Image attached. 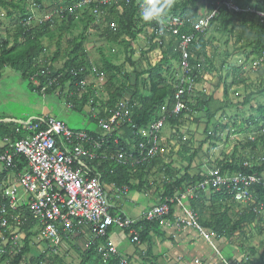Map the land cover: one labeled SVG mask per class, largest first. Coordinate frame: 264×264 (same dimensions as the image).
<instances>
[{"label":"trees","instance_id":"trees-1","mask_svg":"<svg viewBox=\"0 0 264 264\" xmlns=\"http://www.w3.org/2000/svg\"><path fill=\"white\" fill-rule=\"evenodd\" d=\"M64 1L65 2H63V0H56L55 4H57V7L54 10V14L51 13L52 17L45 20L48 14L42 4L43 0H0V9L6 12L7 18H13L16 15L19 16L12 42L9 38L3 41L0 40V71L9 68L20 74L23 79L29 82V87L32 92L43 95L59 92V95L65 98L67 104L71 106L70 110L82 112L87 104H91V106L96 109L100 106L101 110L98 115L99 118L104 119L110 117V111L116 108L120 100L125 98L126 93L130 90L131 94L128 101L130 111L128 117L131 119V124L136 127V130L128 123L124 125L119 141L120 147L123 149H129L131 146L135 148L138 147L139 143L145 142L138 134L137 130L148 128L161 117L165 116L166 127L170 126V128L173 129L179 128L183 120L194 113L205 115L207 120L206 132L208 134V139L219 140V132L228 129V125L220 124L216 120L217 115L222 113V115L227 118V110L233 108L238 109V107L244 108L247 106L251 115L241 119L242 121H239L240 123H238V125L236 118H234L233 125L237 128V132L233 135L240 136L242 133H244V135H249L246 146L244 147L252 150V153L251 155L248 154L249 156L243 157V155H240L235 149L230 161H220L217 169L220 175L234 173L253 175L255 173L261 174V172L264 171V104H259L257 107L248 106L253 96H262L264 98V82H260L261 86L258 87L257 92L245 96L241 105L233 104L230 100L231 88H246L248 87L247 82L249 79L244 76L242 68L231 66V68L228 67L226 71L224 70V67L227 65V60L229 59V56L226 54L225 58L221 60L220 69L217 70L214 66L215 54L209 56L207 52V49L210 47L209 45H211V43L207 41V37L209 32L214 30V32L225 34L231 39L236 38L238 41L237 43H242V47L251 49L252 60L254 57L256 59L262 57L264 53V18H257L255 14L233 13L230 12L227 7L222 6V8L219 9L218 16L212 20L209 29L203 34L196 33L189 24H186L177 35H172L170 33L169 36H167V34L159 36L158 32L162 31V25L156 22L144 23L139 18L138 13L140 5L138 2H142L143 0H117V3L112 1L113 4L110 3L105 7L96 2L98 12L101 13L98 17L93 14L96 9L95 5L85 6L83 10L79 8L73 12L69 10L64 12L63 10L66 8H70L83 0ZM229 1H233L237 6L242 8L249 7L248 5H241L236 0H187L185 2L173 3L169 13L172 16L190 18V22H195L197 19L205 16V11L210 10L212 3H225ZM257 1L256 6L249 8L264 13V0ZM28 2L41 13H46L39 20L41 23L39 21L36 22L33 14L28 11ZM202 2H206L207 4L200 5ZM201 6H203V8ZM205 7H207V9H205ZM119 8L122 9V12H119ZM204 9L205 11H203ZM61 11H63V14H59ZM169 13L168 15H170ZM99 17H103L104 19V28H102L101 36L105 38L108 44L119 45L124 48V50H128L130 57L134 54L133 45L139 40V36L144 33L146 28L151 29L152 33L146 35V37L149 35L147 52L144 51L143 54L145 55L149 53L148 51L152 52L159 48L162 52V59L155 66L149 64L147 65V69L136 71L135 81L132 86V82H129L130 75L124 73L120 67L113 65L111 61L106 60L101 69L97 70V73H103L106 76L104 91L109 97L108 101H102L100 103L99 101L101 100L95 97L97 94V85L94 83L87 88V93L83 96V99L78 101L76 98V94L79 90L77 85L83 82L88 76L97 78L96 73L92 72V67L84 48V42L88 29L95 24L96 19ZM29 20H31L29 25H24ZM58 24L59 27L56 32L54 26ZM80 25L82 26L81 34H79L77 38L68 40L67 46L64 48L62 45L64 35H70ZM95 28L98 30L101 29L99 27ZM190 35H194V39L188 46L190 57L189 64L192 68L191 76L194 79V90L185 95L186 109L180 114L174 115L172 111L180 83L178 78L181 73L179 69L182 58L180 46L184 38ZM44 39H48L50 42L54 43L55 46V51L50 58L46 53L48 47L44 44ZM128 62L131 66L135 65V63L131 61V58H128ZM145 62L147 63V61ZM176 64L178 65L179 71V76L177 78V70L175 69ZM263 66L264 62H262L259 68ZM82 68L86 70L84 73H80ZM213 71L219 74V84L223 83L224 85V100L221 102L214 100L212 95H195L196 86L203 81L205 74L212 73ZM224 71L226 75L223 77L222 72ZM261 71L264 74V68ZM35 75H37V85L31 82V78ZM228 79H232L230 85L227 84ZM68 84L70 85L69 92L64 93ZM42 89H45L44 93L41 92ZM90 96H94V98L91 99ZM239 113L240 110H236L237 117L241 114ZM91 118L94 123H97L92 116ZM14 127L13 123H0V139L9 137L12 141H15L17 138H21V135L17 136L15 134ZM209 128L212 132L208 131ZM244 128L246 130H244ZM88 133L96 135V132ZM253 135H255V138H253ZM258 146L260 148V154L257 156L255 151ZM137 153L138 151L135 152V157H137ZM180 155H183V153ZM195 157L196 152L188 158H185V161L188 163V168L192 165ZM15 164L16 169L13 170V176H18L19 173L24 172L26 162L23 159H16ZM245 164L249 166L245 167ZM157 165L163 166L162 180H164L163 187L157 189L160 197L158 203H163L165 198H173L178 193H185L189 186L197 187L207 174L201 172L191 176L188 174V171L181 174L179 170L172 168L170 162L164 163L163 159H160L159 156L139 167V172L136 174V178H138L137 184L131 182L133 177L130 173H127L128 170L134 168L133 166H116L111 162H107L101 170L103 182L106 187H112L122 192L124 190L130 192H140L142 190L144 194L146 191L143 189H146V186L149 185L146 180L148 168L152 166L156 167ZM157 171L160 172L159 170ZM8 175V172L0 174V185L6 180ZM149 187L152 188L151 185H149ZM254 191L257 193L256 199H254L253 202H249L247 205L243 204L241 212L234 214L235 219L230 216V212L235 205L242 204L234 203L228 194L222 192L212 194L210 201H208L206 195L202 191H198L197 194L199 196L197 199L192 201L187 200L189 207L198 214L202 227L216 234L217 241H221L222 243L224 241L227 243V248L231 250L232 255L228 254V256L225 257L223 255L225 252H221L226 263L251 264L252 262L250 260L245 261L248 257L240 255L244 254V252L241 251V249L237 250V247L231 243V240H233L234 237H243L245 235V230L253 225H255L257 235L264 234V226L262 225L264 220V188L255 186ZM204 204H211L213 206L220 204L224 206V210L217 215L212 214L209 220H205L201 218ZM173 212L172 208L167 218H172ZM112 215H114V212ZM160 224L161 221H142L138 223L135 229L140 234L141 244L151 240V231L159 235ZM76 229L77 228H75L74 231H77ZM36 236H38V234L33 232L26 233L21 253L7 264H21L23 261L26 262V264H64L62 259L67 256V252H65L63 256H60L59 251L55 254L54 250L43 252L38 258H31L27 262V255L32 252L33 248L31 246V238ZM91 237L92 235L80 234L79 231V237H75L74 242L70 243V249H74L78 254L82 255L81 264H105L103 261V253L99 252L98 254V245L100 243L105 244L106 238L97 241L94 245H88L83 253H81V249L78 246H73L79 239H91ZM241 248L243 249V247ZM212 251L216 254L215 250ZM249 252H251L253 256L256 254V250L253 248H250ZM263 258L264 252L260 255V259L262 260ZM218 259L220 261L219 257ZM4 263V260L0 261V264ZM220 263L224 264L223 259ZM106 264H118V261L115 258H111Z\"/></svg>","mask_w":264,"mask_h":264},{"label":"built area","instance_id":"built-area-1","mask_svg":"<svg viewBox=\"0 0 264 264\" xmlns=\"http://www.w3.org/2000/svg\"><path fill=\"white\" fill-rule=\"evenodd\" d=\"M112 1L117 3L116 0H83L63 11L73 12L79 8L83 10L85 6L95 5L93 14L98 17L101 13L98 12L96 2L105 7L110 3L113 4ZM142 2L139 1V5ZM222 6L233 13L255 14L257 18H264V13L249 7H239L233 1L214 2L210 10L205 11V16L195 22H190V18L172 16L169 13L162 25L165 32L160 31L158 35L169 36L170 33L177 35L186 24H189L196 33L203 34L209 29L212 20L218 16ZM63 11L59 14H63ZM119 12H122V9ZM51 17L52 15L46 16L45 20ZM30 22L31 20L24 25H29ZM193 39L194 35L185 37L180 46L181 73L172 111L174 115L186 109L185 95L194 90L188 53V46ZM262 62H264V53L262 57L254 59V72ZM85 71L82 68L80 73ZM92 72L95 71L92 69ZM95 73L98 79L105 77L103 73L97 71ZM90 77H86L77 85L78 101L83 99L87 88L92 84L89 81ZM31 82L37 85V75L31 78ZM69 86L68 84L66 87ZM44 91L45 89L41 90L42 93ZM129 107L128 101L119 102L116 108L110 111V117L106 119L99 118V115L95 114L96 110L91 108L89 115L96 120L100 131L95 133L97 136L87 131H72L62 121L50 117L13 123L15 134L21 135V138L15 141L9 137L0 139V166L3 168L0 174L9 173L0 185V261L4 260V264H7L20 254L26 233L29 232L38 234L31 239L35 245L42 243L44 253L54 250L57 254L61 249L64 252L69 251V245L74 242L75 237H79V231L80 234L90 233L95 243L97 240L108 238L111 229L118 228L124 231L134 223L118 211V203L108 199L101 170L107 162L127 167L150 162L159 153L161 147L166 145L162 140L166 117H161L148 128L137 130L145 142L139 143L135 148L131 146L129 149H123L119 141L124 125L128 123L136 130L128 117ZM67 108L70 109L71 106L68 105ZM16 159H23L26 167L24 172L13 176ZM206 173L197 187L189 186L185 193H178L173 198H165L163 203L151 208L144 219L147 222L162 220L173 208L177 212L175 218L179 229H193L212 244L210 234L200 225L198 214L189 207L188 201L197 199L198 191H202L208 201L212 194L222 192L228 194L234 203L247 205L257 197L254 187L264 188V171L253 175L244 173L220 175L218 169H210ZM25 213L28 217H24ZM75 228L77 231H74ZM128 233L133 243L138 242L137 232L129 230ZM103 250L104 263L114 257L120 260V264H131L117 252L112 243L108 242Z\"/></svg>","mask_w":264,"mask_h":264},{"label":"rangeland","instance_id":"rangeland-1","mask_svg":"<svg viewBox=\"0 0 264 264\" xmlns=\"http://www.w3.org/2000/svg\"><path fill=\"white\" fill-rule=\"evenodd\" d=\"M185 1L187 0H173V3ZM236 1H238L243 6L248 5L249 7L256 6L258 2L257 0ZM55 2L56 0H43L42 4L45 7L46 13L48 15H51V13L54 14V10L57 7ZM63 2L65 1L63 0ZM206 4V2H202L200 5ZM201 7L203 8V6ZM28 11L33 14L36 22H38L43 17V15L46 14L41 13L37 8L30 5L29 2ZM203 11H205V9ZM18 19V15L13 18H7L6 12L0 9L1 41L9 38L12 42L17 28ZM103 20V17L97 18L95 24L88 29L85 35L86 40L84 42V48L87 52L90 65L96 72L97 70L101 69L103 63L106 60H109L113 65L120 67L124 73L130 75L129 82H132V86L135 81L136 71L147 69V65L149 64L151 66L157 65L162 59V52L159 48H157L152 52L148 51L149 53H146L145 55L143 54L144 51L147 52L146 50L148 48L149 39L148 35L146 39L141 37L139 40H137V42H135L133 45L134 54L130 57L128 50H124V48L119 45L108 44L105 38L101 36L102 28H104ZM58 27L59 24L54 26L56 32ZM95 27H99L101 29L98 30ZM81 29L82 26L80 25L70 35H64L62 41L64 48L67 46L68 40L77 38L79 34H81ZM207 41L211 43V45H209L210 47L207 49V52L209 56L215 54L214 66L217 70H219L221 67V60L224 59L226 55H228L229 59L227 60V65L224 67V70L226 71L228 67L231 68V66H235L236 68L240 69L242 68L244 76L249 79L247 82L248 87H232L230 90V100L232 103L235 105H241L244 97L250 93L257 92L258 87L261 86L260 82H264L262 81L264 80V74L261 71L263 70L264 66L257 68V71L254 72L253 61L254 59L256 60V58L254 57L252 60L251 49L242 47V43H237L238 41L236 38L231 39L225 34L216 31L214 32V30H212L208 34ZM44 44L48 47L47 55L50 58L52 53L55 51L54 43L50 42L48 39H44ZM128 58H131V61L135 63L134 66L130 65ZM145 61H147V63ZM175 69L177 70V78L179 76L177 64ZM225 71L222 72L223 77L226 75ZM89 81L97 85V94L95 97L98 100H101L99 102L101 103L102 101H108L109 97L104 91L106 76L103 79H98L91 76ZM219 82L220 77L217 72L213 71L212 73L205 74L203 81L195 88V95H212L214 100L221 102L224 100V85L223 83L219 84ZM231 82L232 79L227 80L228 85H230ZM68 90L69 87H66L64 93H67ZM59 94L60 93L57 92L55 94L43 95L38 94L37 92H32L29 87V82L23 79L20 74H16V72L10 71L8 69H3L0 71V121H3L4 119H11L13 121L27 122L43 114H48L51 119L62 121L74 131L94 132L97 130L96 123L92 121L91 115H89V111H91V108H93L91 104H87L82 112L70 110L67 108L68 104L66 99L61 97ZM130 94L131 91L129 90L126 93L125 98L120 100V102L129 101ZM90 98L93 99L94 96H90ZM259 104H264V98L262 96L255 95L252 97L248 106L257 107ZM93 109L97 111L101 110V107L98 106L97 109ZM45 110L48 111V113H45ZM236 110H240L241 114L239 113V117L236 115ZM249 115H251V113L247 106L244 108L238 107V109L233 108L227 110V118H225L222 113L218 114L216 120L222 125H228V129H225L223 132H219V140H216L208 139V134L206 132L207 120L205 115L197 113L191 114L190 117L188 116L183 120V123L181 126H179V128L172 129L170 126H167L166 129L163 130L162 134H164V137H162V140L166 143V145L165 147H161L159 156L160 158L162 157L164 161L170 162L172 168H176L181 174H184V172L188 171V174L191 176L197 175L201 172L206 173L210 169H217L218 163L220 161L229 162L235 149L240 155H243V157L249 156L251 155L252 150L244 147L246 146L249 135H244V133H242L240 136L233 135L237 132V128H235L233 125L234 118H236L238 125V123H240L239 121H242L241 119H244L245 117L247 118ZM244 130L246 129L244 128ZM208 131L212 132L210 128ZM253 138H255V135H253ZM172 139L173 142L170 143ZM173 143L174 145L172 146ZM195 152L196 157L193 160L192 165L188 168V163L185 161V158H188ZM182 153L183 155H180ZM255 153L257 156L260 154L259 146L256 148ZM141 166L142 163H140V165H136L131 170H128L127 173L132 174L131 176L135 178L136 174L139 172V167ZM158 167L159 169H163L162 165H157L156 167L152 166L150 169L148 168V178L150 180L147 179V182L148 184L149 182H152V188L149 187V184L146 186V189H143L148 193V195H154V191H156L158 187L162 185L160 184V180L162 182L163 174L162 170L160 172L157 171ZM2 170L3 168L0 166V171ZM135 180L136 181H134L133 184H137L138 178H135ZM106 191L109 192V189L107 188ZM132 197V194H130L128 197H122L120 198L119 202L123 204L122 210H124L128 216L131 214V212H133V207L136 209L137 206V210L135 212H137L138 215L136 219H140L142 217V215L145 213L144 212L142 214L144 209L153 206L151 204L155 203L153 199L159 201L158 196L152 197L151 200L143 194L135 198V206H132L134 205L131 200ZM212 206L213 205L211 204L203 205L201 218L209 220L212 214L217 215L224 210L223 205L216 204L213 207ZM242 207L243 205H235L230 212V216L235 219L234 214L240 213ZM262 225L264 226V220ZM201 240H203V238ZM203 242L205 241L203 240ZM79 243L80 241H77L73 246H78L81 249ZM231 243L237 247V250L241 249V251L244 252V254L240 255L247 256L248 260L252 262L251 264H264V258L262 260L260 259V255L264 252V234L257 235L255 225L246 229L245 235L243 237H234L233 240H231ZM223 244L228 246L224 241ZM42 246V243L37 244V246L33 244L32 252L27 255V262L31 258H38L43 254L44 247L42 249ZM241 247H243V249ZM86 248L87 247L84 249ZM250 248L256 250V254L254 256L251 254V252H249ZM227 249L226 252L228 251ZM62 250L63 249L59 251L60 256L65 254V252ZM118 250H121V247ZM83 252L84 250L81 249V253ZM136 252L137 250L135 252L128 251L125 257L129 261H135L137 259ZM226 252L223 253L225 257L228 256ZM62 260L64 264H81L82 255L78 254L74 249H69L67 256ZM21 264H26V262L23 261Z\"/></svg>","mask_w":264,"mask_h":264},{"label":"crops","instance_id":"crops-1","mask_svg":"<svg viewBox=\"0 0 264 264\" xmlns=\"http://www.w3.org/2000/svg\"><path fill=\"white\" fill-rule=\"evenodd\" d=\"M151 33H152L151 29L146 28L144 33L141 34L139 36V38L144 37L146 39V35L151 34ZM46 53H48V48H47ZM7 69L12 71L9 68H5V70H7ZM45 113H48V111L45 110ZM99 113H100V110L95 111V114H99ZM39 117H49V115L43 114ZM39 117H37V118H39ZM10 122L11 123H14V122L19 123L22 121H15V120L13 121L11 119H4L3 121H0V123H3V124H8ZM96 125H97V123H96ZM70 130H72V129H70ZM72 131H74V130H72ZM94 132L100 133L98 126H97V130ZM163 137H164V134H163ZM171 142H173V139L170 141V143ZM173 145H174V143L172 144V146ZM160 159H162V157ZM163 162L165 163L166 161L163 160ZM166 163H169V162H166ZM158 170L161 171L162 168L159 169V167H158ZM130 175H132V174H130ZM135 178H133L131 180L132 183L134 181H136ZM147 179H149L148 176L146 177V180ZM149 184L152 186V182H149ZM160 184H162V185H160V187H158V188H162L164 185V182H161V180H160ZM107 188L109 189V192L106 191L108 199L111 202L118 203V205L120 204L121 206L123 204L119 202L120 198L128 197L130 194H132L133 197L131 198V200L134 203V205H132V206H135V201H136L135 198L137 196L143 195L142 190L140 192H136V191L130 192L128 190H124L122 192V191H119L118 189L116 190L112 187H106V189ZM144 195L149 199H151L152 197H155V196H158V199H160L157 190L154 191V195H148L147 192L144 193ZM153 201L155 203H151L152 205H155L158 203V201L156 199H153ZM121 206H119V207H121ZM149 208L150 207L144 209L142 214L144 212H146ZM136 210H137V206H136V209H135V207H133V212H131V214L128 216L125 213V211L122 210V207L119 209V211L125 213L128 217L133 218V220H138V219H136V217L138 215L137 212H135ZM175 216H176V214H175ZM159 227H160V233H159L160 236L158 235V233L151 231L150 232L151 240L148 241L147 243H144L143 245H141L138 248L131 245L129 240L126 238V233L124 231L119 230L118 228L111 230V232L108 236V239L112 242V244L115 245V247L117 249H119L121 247V250H118V251L123 255H126L128 253V251L135 252L137 250V252H136V255H137L136 258L137 259L135 261H132L133 264H193L195 262V260H199L202 264H221L219 259H218V256L216 254H214V252L212 251V249H213L212 247L215 246V248L218 251L226 252V249L228 246H225L221 241H215L214 242L215 244H213V242H212V244H208L206 241L203 242V240H201L203 238V236L202 235L199 236V234L197 232H195L193 230H189V229L179 230L176 227V224H175V221L173 218H167L166 220H164L159 225ZM78 241H80L79 245H80L81 249L86 250L84 248L88 247V244L92 240H89L87 238L86 239L82 238V239H79ZM74 244H76V243H74ZM81 244H82V246H81ZM213 250H215V249H213ZM227 250L229 252L227 251L226 253L232 255L231 250L229 248ZM233 258H234V256H233Z\"/></svg>","mask_w":264,"mask_h":264},{"label":"clouds","instance_id":"clouds-1","mask_svg":"<svg viewBox=\"0 0 264 264\" xmlns=\"http://www.w3.org/2000/svg\"><path fill=\"white\" fill-rule=\"evenodd\" d=\"M172 3H173V0H143V2L141 3V5H140V8H139V13H138V15H139V18H140V20L142 21V22H144V23H152V22H156V23H158V24H160V25H164V23H165V18H166V16L168 15V13H169V11L171 10V7H172ZM162 31H163V29H161ZM32 120V119H31ZM11 123V122H10ZM9 124V123H8ZM157 204H159V203H157ZM157 204H155V205H153L152 207H150L143 215H142V217L140 218V219H138V220H133V218H131V217H128L125 213H123V212H121V211H119L122 215H124V217L126 218V219H128V220H132L134 223L127 229V230H124V232L126 233V238L129 240V242H130V244L131 245H133V246H135V247H140L141 245H143V244H141V240H140V234L137 232V230L135 229V227L136 226H138V223L139 222H142V221H146L145 219H144V216H145V214L151 209V208H153L154 206H156ZM119 206H121V205H119ZM122 207V206H121ZM121 207H119V209L121 208ZM172 209V208H171ZM171 209H170V211H171ZM173 219H174V221H175V224H176V227H177V223H176V216H175V213H177L174 209H173ZM170 215V214H169ZM168 215V216H169ZM167 216V217H168ZM167 217H164L162 220H157V222H160L161 221V223L164 221V220H166L167 219ZM156 221V220H155ZM154 221V222H155ZM147 222V221H146ZM151 222H153V221H151ZM199 222H200V218H199ZM200 225H201V223H200ZM202 226V225H201ZM178 228V227H177ZM116 229V228H115ZM179 229V228H178ZM204 229V228H203ZM111 230H113V229H111ZM129 230H133V231H135V232H137L138 233V237H139V240H138V242H136V243H133L132 242V240H131V238L129 237ZM179 230H186V229H179ZM189 230H193V229H189ZM205 230V229H204ZM122 231V230H121ZM193 231H195V230H193ZM207 233H209L210 234V236H211V238H212V242H213V244H215L214 242L215 241H217V235L216 234H214L213 232H210V231H208V230H205ZM111 232V231H110ZM195 232H197V231H195ZM198 233V232H197ZM87 234H89L90 235V233H87ZM110 234V233H109ZM199 234V233H198ZM200 235V234H199ZM89 239V238H88ZM89 240H92L88 245L89 246H91V245H94L97 241H100V240H97V241H95V243H93V236L91 237V239H89ZM101 240H103V239H101ZM204 241H206L205 239H203ZM108 242H110V243H112L107 237H106V241H105V244H102V243H100L99 245H98V254H99V252L100 253H103V257H104V248H105V246L107 245V243ZM207 242V241H206ZM76 243V242H75ZM208 244H210L209 242H207ZM33 244L35 245V243L32 241L31 242V246L33 247ZM114 245V244H113ZM35 246H37V245H35ZM115 246V245H114ZM116 248V247H115ZM213 249H215V253H216V255L220 258V261L223 259V262H224V264L226 263L225 262V260H224V258L222 257V253H221V251L219 252L216 248H215V246H213L212 247ZM212 249V250H213ZM116 250H117V252L123 257V258H125V259H127L126 257H125V255H123V254H121L119 251H118V249L116 248ZM112 258H114V257H112ZM111 259V258H110ZM115 259H117V261H118V264H120V260L118 259V258H115ZM109 261V260H108ZM108 261L106 262V263H108ZM129 261V260H128ZM245 261H249L248 260V258H246L245 259ZM131 264H133L132 263V261H129ZM105 263V264H106ZM195 264H202L199 260H195V262H194ZM193 263V264H194Z\"/></svg>","mask_w":264,"mask_h":264},{"label":"bare ground","instance_id":"bare-ground-1","mask_svg":"<svg viewBox=\"0 0 264 264\" xmlns=\"http://www.w3.org/2000/svg\"><path fill=\"white\" fill-rule=\"evenodd\" d=\"M116 1H117V0H116ZM119 10H121V9L119 8ZM158 156H159V153H158L155 157H158ZM155 157H154V158H155ZM133 167H134V166H133ZM105 187H106V186H105ZM105 190H106V189H105ZM106 195H107V193H106ZM107 197H108V196H107ZM24 215H25V216H24ZM24 215H23L24 217H26V216L28 217V215H27L26 213H25Z\"/></svg>","mask_w":264,"mask_h":264}]
</instances>
